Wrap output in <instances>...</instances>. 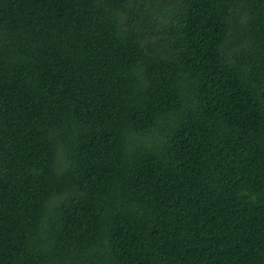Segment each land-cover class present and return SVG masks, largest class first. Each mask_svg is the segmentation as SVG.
<instances>
[{"label": "trees", "instance_id": "1", "mask_svg": "<svg viewBox=\"0 0 264 264\" xmlns=\"http://www.w3.org/2000/svg\"><path fill=\"white\" fill-rule=\"evenodd\" d=\"M0 264H264V0H0Z\"/></svg>", "mask_w": 264, "mask_h": 264}]
</instances>
